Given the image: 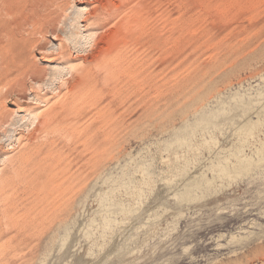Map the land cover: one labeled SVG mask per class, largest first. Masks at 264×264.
<instances>
[{
	"label": "rangeland",
	"instance_id": "obj_1",
	"mask_svg": "<svg viewBox=\"0 0 264 264\" xmlns=\"http://www.w3.org/2000/svg\"><path fill=\"white\" fill-rule=\"evenodd\" d=\"M45 2L0 3V264H264V0Z\"/></svg>",
	"mask_w": 264,
	"mask_h": 264
},
{
	"label": "bare ground",
	"instance_id": "obj_2",
	"mask_svg": "<svg viewBox=\"0 0 264 264\" xmlns=\"http://www.w3.org/2000/svg\"><path fill=\"white\" fill-rule=\"evenodd\" d=\"M6 1V0H5ZM40 1V0H39ZM50 1H52V0H50ZM63 1V0H62ZM65 1H67V0H65ZM1 2H3V0L1 1ZM0 2V3H1ZM18 2H19V0H18ZM28 2V1H27ZM31 2V1H30ZM38 2V1H37ZM44 2H45V0H44ZM107 2V1H106ZM109 2V1H108ZM21 3H22V1H21ZM33 3H35V2H33ZM32 2H31V4L33 5V7H34V5L35 4H37V3H35V4H33ZM46 3V2H45ZM65 3V2H64ZM115 3V2H114ZM128 3V2H127ZM1 4H3V5H6V4H4V3H1ZM1 4H0V6H1ZM29 4V3H28ZM39 4V3H38ZM42 4V3H41ZM47 4V3H46ZM49 4V3H48ZM62 4V3H61ZM113 4V3H112ZM29 6V5H28ZM53 6V5H52ZM35 7H36V5H35ZM55 7V6H54ZM4 8V7H3ZM45 8V7H44ZM43 8V9H44ZM51 8V7H50ZM53 8V7H52ZM56 8V7H55ZM115 8V7H114ZM32 9H34V8H32ZM87 9V8H86ZM86 9H83V10H86ZM5 10V9H4ZM3 10V11H4ZM38 10V9H37ZM42 10V9H41ZM40 10V11H41ZM45 10V9H44ZM48 10V9H47ZM54 10V9H53ZM82 10V11H83ZM93 10V9H92ZM91 10V11H92ZM99 10H100V8H99ZM104 10V9H103ZM3 11H1V12H3ZM6 11H7V9H6ZM39 11V10H38ZM60 11H61V9H60ZM90 11V14L92 13H96V10H95V12H91ZM1 12H0V14H1ZM108 12V11H107ZM4 13H9L10 14V12H4ZM18 13V12H17ZM33 13V12H32ZM37 13V12H36ZM115 13V12H114ZM87 14V13H86ZM8 15V14H7ZM7 15H5V16H7ZM14 15H16V14H14ZM35 15V14H34ZM88 15V14H87ZM104 15V14H103ZM106 15V14H105ZM4 16V15H3ZM10 16V15H9ZM36 16V15H35ZM57 16V15H56ZM82 16V15H81ZM93 16H94V14H93ZM110 16V15H109ZM27 17V16H26ZM87 17V16H86ZM9 18V17H8ZM19 18V17H18ZM40 18V17H39ZM88 18V17H87ZM93 18V17H92ZM1 19V18H0ZM42 19H44V18H42ZM3 20H4V18H3ZM18 20V19H17ZM24 20V19H23ZM22 19H21V21H23ZM7 21H8V19H7ZM21 21H18V23L19 24H21L22 22ZM26 21V20H25ZM86 21V20H85ZM88 21V20H87ZM86 21V22H87ZM3 22V21H2ZM10 22H13V21H10ZM21 22V23H20ZM27 22H29V21H27ZM6 23V22H5ZM7 23H9V22H7ZM6 23V24H7ZM14 23V22H13ZM17 22H15V24H16ZM5 24V25H6ZM14 24V26L16 27H21V26H23V25H21V26H18V25H15ZM4 25V26H5ZM142 25V24H141ZM8 26V25H7ZM25 26V25H24ZM9 28H10V26H9ZM23 28V27H22ZM25 28V27H24ZM17 29H19V28H17ZM17 29H16V31H17ZM104 29V28H103ZM12 30H13V27H12ZM15 30V29H14ZM39 30V29H38ZM19 31V33H21L20 32V29L18 30ZM21 31H23V30H21ZM10 32V31H9ZM13 32V31H12ZM15 32V31H14ZM43 32V31H42ZM8 33V32H7ZM23 33H24V31H23ZM97 33V32H96ZM101 33H103L102 31H101ZM100 33V34H101ZM131 33V32H130ZM3 34H5V33H3ZM92 34V33H91ZM100 34H99V36H100ZM148 34V33H147ZM92 35H94V33L92 34ZM103 35V34H102ZM136 35V34H135ZM1 36V35H0ZM5 36L7 37V36H9V35H7V34H5ZM4 36V37H5ZM13 36H15V35H13ZM105 36V35H104ZM103 36V37H104ZM139 36V35H138ZM3 37V35H2V39L4 38ZM6 37H5V39H6ZM91 37V36H90ZM107 37V36H106ZM11 38V37H10ZM10 38H7V40H9L10 41ZM13 38V37H12ZM12 38H11V40H12ZM16 38L17 37H15L14 39L16 40ZM18 38H19V36H18ZM88 38V37H87ZM97 38V37H96ZM94 39V42L97 40V39ZM102 38V37H101ZM100 38V39H101ZM105 38V37H104ZM4 39V40H5ZM98 39H99V37H98ZM123 39V38H122ZM145 39V38H144ZM151 39V38H150ZM19 40V39H18ZM87 40V39H86ZM106 41H107V39H105ZM118 40V39H117ZM13 41V40H12ZM102 41V40H101ZM100 41V42H101ZM104 41V40H103ZM102 41V42H103ZM116 41V40H115ZM1 42V41H0ZM39 42V41H38ZM38 42H37V44H38ZM43 42V41H42ZM94 42H93V44H94ZM137 42V41H136ZM40 43V42H39ZM105 43V42H104ZM109 43V42H108ZM126 43V42H125ZM6 44V43H5ZM9 43H7V45H8ZM41 44V43H40ZM39 44V45H40ZM97 44H98V42H97ZM101 44V43H100ZM35 45V44H34ZM43 45V44H42ZM69 45V44H68ZM67 45V46H68ZM89 46V45H88ZM98 46V45H97ZM35 47V46H34ZM34 47H33V49H34ZM42 48V47H41ZM58 48H60V47H58ZM77 48V47H76ZM105 48V47H104ZM116 48V47H115ZM146 48V47H145ZM17 49V48H16ZM39 49H40V47H39ZM47 49V48H46ZM94 49V48H93ZM92 49V50H93ZM101 49H103V48H101ZM100 48H99V50L96 52V53H94L93 55H91L90 57L88 56V57H85L84 58V60L83 61H85V63L87 62V63H93V62H97L98 64H101V62H103V63H105L103 60H106L107 58H109L110 57V55H111V50L108 52L107 50H106V52H103L102 50H101ZM107 49H108V47H107ZM110 49V48H109ZM111 49H114V48H111ZM50 50V49H49ZM78 50V49H77ZM95 50V49H94ZM104 50V49H103ZM137 50V49H136ZM44 51V50H43ZM105 51V50H104ZM138 51V50H137ZM8 52V51H7ZM28 52V51H27ZM78 52V51H77ZM92 52V51H91ZM45 53V52H44ZM57 53V52H56ZM160 55V54H159ZM20 59H22L24 56H23V54H18L17 55ZM109 56V57H108ZM26 57H28V56H26ZM31 57V56H30ZM49 57V56H48ZM84 57V56H83ZM26 59V58H25ZM28 59L29 58H27V61H28ZM47 59V58H46ZM161 59V58H160ZM23 60V59H22ZM12 61V60H11ZM15 61V60H14ZM24 61V60H23ZM22 61V62H23ZM27 61L25 60V63L26 64H28L27 63ZM31 62V61H30ZM1 63V62H0ZM17 63V62H16ZM24 63V62H23ZM84 63V62H83ZM2 64V63H1ZM20 64H22V63H20ZM96 64V63H95ZM114 64V63H113ZM23 65H25V64H23ZM30 66H32V64L30 65ZM3 67V66H2ZM28 67V66H27ZM66 67V66H65ZM70 67V66H69ZM68 67V68H69ZM88 66H85V68H84V70H81V73H80V75L79 76H77V75H74V76H72V80L73 81H71L70 82V80H68L70 83V85H69V87H68V92L70 93H73V95H77V92L79 91V90H86V91H89L90 89H91V83L92 82H90V75H89V73L91 72H89L88 70H86V68H87ZM30 68V71H34V69H32V67H29ZM29 68H28V70H29ZM34 68H35V66H34ZM68 68H66V69H68ZM92 68V67H91ZM6 69V68H5ZM16 69V68H15ZM26 69V68H25ZM37 69H39V68H37ZM37 69H35V70H37ZM90 69V68H89ZM7 70V69H6ZM13 70V69H12ZM68 70H71L72 71V69H68ZM92 70V69H91ZM27 71V70H26ZM30 71H29V74H30ZM40 71H41V69H40ZM45 71V70H44ZM70 71V72H71ZM77 71V70H76ZM80 70H78V72H79ZM88 71V72H87ZM9 72V71H8ZM15 72V71H14ZM28 72V71H27ZM35 72V71H34ZM69 72V75L71 74L72 75V73H70ZM37 73H39V72H37ZM68 73V72H67ZM7 74V73H6ZM42 74V73H41ZM4 75V74H3ZM33 75H37V74H33ZM38 75H40V73L38 74ZM2 76V75H1ZM23 76H25V74L23 75ZM41 76V75H40ZM88 77H89V79H88ZM40 78V77H39ZM69 78V77H68ZM22 79V78H21ZM37 79V78H36ZM93 80V79H92ZM95 80V79H94ZM95 82V81H94ZM23 83V82H22ZM21 84V83H20ZM22 85V84H21ZM68 85V84H67ZM20 93V92H19ZM26 96V95H25ZM23 97V96H22ZM72 98H74V97H72ZM72 98H70V99H72ZM90 99V98H89ZM72 107L74 106V105H71ZM69 107V106H68ZM10 110V109H9ZM72 110V109H71ZM4 111L5 110H3V113H4ZM7 112V111H6ZM2 113V114H3ZM8 113H9V111H8ZM7 113V114H8ZM1 114V113H0ZM2 116V115H1ZM3 116H6V114L5 115H3ZM8 117V116H7ZM32 117V116H31ZM5 117H3V119H4ZM74 118V117H73ZM0 120H1V118H0ZM32 120H36V124H35V127H34V130L31 132V134L28 136V134H27V138L28 139H33V138H35V137H37L36 136V133L37 132H45V133H47V132H50V131H52V130H54V129H62V130H64V131H67V132H69V133H71V134H73L74 133V125H72L71 127H66L67 126V124L68 123H70L71 121H72V119L70 120V119H66V117H61V116H59V115H57L56 113H53L52 111L51 112H49L48 114H46V115H34V118L32 119ZM5 122V121H4ZM1 123H2V120H1ZM32 128V127H31ZM31 131V130H30ZM79 132H80V130H79ZM29 133V132H28ZM19 139V138H18ZM26 142V141H25ZM31 141H29V143H30ZM21 143V142H20ZM34 146V145H33ZM32 146V147H33ZM31 146H29L28 147V149L30 148ZM36 152V151H35ZM55 152L54 151H45L44 152V154L43 155H40L39 157H32L31 158V161H30V163H32V164H34L36 167H37V169H38V171H39V173H38V179H40L41 177H42V179L38 182V185H40L41 183H43V185H41V187L43 188V187H52V184H53V182L51 183L50 181H52L53 180V178H54V175H56L55 174V170L53 169V166H55V168H56V165H54L53 164V162L55 161V159H56V157H55ZM27 156V154H26V152H24L23 154H22V158H21V161L19 162V161H17L16 163V170H19V168L22 166L21 164H25L26 163V161H23V159H24V157H26ZM31 157V156H30ZM8 158V157H7ZM38 158V159H37ZM25 159H27V158H25ZM24 159V160H25ZM8 160V159H7ZM7 162V161H6ZM10 164V163H9ZM27 164V163H26ZM239 164H242V162L241 163H239ZM243 166V165H242ZM242 166H240V168L242 167ZM238 170H240V169H238ZM57 171V170H56ZM20 172V171H19ZM223 172L224 173H229V171L227 170V169H224L223 170ZM57 173H58V171H57ZM4 176V175H3ZM6 177V176H5ZM15 177V176H14ZM58 177V176H57ZM7 179H9V178H7ZM6 179V180H7ZM7 182V181H6ZM3 183V182H2ZM10 183V182H9ZM9 185V184H8ZM60 184H57V186H56V188L59 186ZM4 186H5V184H4ZM6 187H7V185H6ZM60 187V186H59ZM53 188H55V187H52V188H50L49 189V191L51 192L52 191V189ZM61 188V187H60ZM4 189V188H3ZM59 189V188H58ZM46 191H48V190H46ZM1 192V191H0ZM4 192V191H3ZM190 193H191V191H190V188L188 187V188H186V190H185V192L183 193V197L185 198V197H187V196H189L190 195ZM48 215V214H47ZM49 216V215H48Z\"/></svg>",
	"mask_w": 264,
	"mask_h": 264
}]
</instances>
